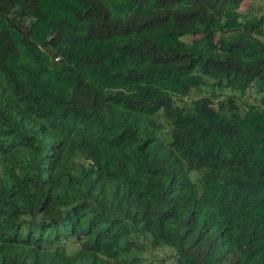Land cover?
<instances>
[{"label": "trees", "instance_id": "trees-1", "mask_svg": "<svg viewBox=\"0 0 264 264\" xmlns=\"http://www.w3.org/2000/svg\"><path fill=\"white\" fill-rule=\"evenodd\" d=\"M258 11L0 0V264H264Z\"/></svg>", "mask_w": 264, "mask_h": 264}, {"label": "rangeland", "instance_id": "rangeland-1", "mask_svg": "<svg viewBox=\"0 0 264 264\" xmlns=\"http://www.w3.org/2000/svg\"><path fill=\"white\" fill-rule=\"evenodd\" d=\"M249 3H251L253 6H254V9L255 11L257 12L258 15H262L263 13L258 11L259 8H263L264 9V0H248ZM247 6L248 4L245 5V7L243 8L242 10V13L245 14L246 13V10H247ZM187 42H189L191 39L189 38H186L185 39ZM210 90L211 89H204L202 92L200 93H192L190 99H198L202 96H209L210 94ZM246 101L249 102V103H254L255 101L253 100V98H246ZM171 250L170 249H164L160 252H156L155 253V256L158 258V259H162V260H166V264H172L173 260L171 259Z\"/></svg>", "mask_w": 264, "mask_h": 264}]
</instances>
